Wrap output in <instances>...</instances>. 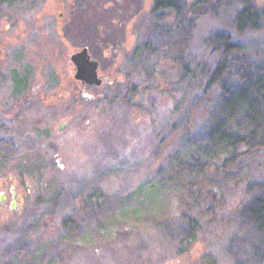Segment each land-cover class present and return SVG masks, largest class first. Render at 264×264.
<instances>
[{"label":"rangeland","instance_id":"rangeland-1","mask_svg":"<svg viewBox=\"0 0 264 264\" xmlns=\"http://www.w3.org/2000/svg\"><path fill=\"white\" fill-rule=\"evenodd\" d=\"M101 1L0 0V264H264V146L180 165L222 83L264 64V24L237 29L247 0ZM84 45L100 85L75 78Z\"/></svg>","mask_w":264,"mask_h":264},{"label":"trees","instance_id":"trees-1","mask_svg":"<svg viewBox=\"0 0 264 264\" xmlns=\"http://www.w3.org/2000/svg\"><path fill=\"white\" fill-rule=\"evenodd\" d=\"M178 1L154 0L153 10L159 7L163 14L167 9L175 12L179 7ZM201 2L198 0L197 5ZM235 24L239 31L261 28L264 24V5L257 0H247L236 14ZM239 74L241 81L230 77L222 83V95L210 114L204 134L191 136L185 149L186 155L180 160L181 167L204 171L207 163L218 162L222 158L220 161L225 168L217 162L212 165L216 164L225 172L243 153L241 148L246 150V155L248 150L257 151L264 146V64L254 63L249 71L243 69ZM248 207L254 221L264 230V183Z\"/></svg>","mask_w":264,"mask_h":264},{"label":"water","instance_id":"water-1","mask_svg":"<svg viewBox=\"0 0 264 264\" xmlns=\"http://www.w3.org/2000/svg\"><path fill=\"white\" fill-rule=\"evenodd\" d=\"M70 57L76 64L75 78L81 80L83 83L100 85L109 79L99 74V61L91 57L87 45L73 52ZM11 191L15 194L14 186L11 187ZM5 197L6 192L4 190L0 191V202H4ZM13 202L15 203L16 200L14 199ZM11 208H15V206L12 204Z\"/></svg>","mask_w":264,"mask_h":264},{"label":"flooded vegetation","instance_id":"flooded-vegetation-1","mask_svg":"<svg viewBox=\"0 0 264 264\" xmlns=\"http://www.w3.org/2000/svg\"><path fill=\"white\" fill-rule=\"evenodd\" d=\"M99 3L101 6V7L97 6L99 11L102 10V12H106L109 10L112 13L115 12L118 16H121V14H126V13H127V15H129L131 13L132 6H133L132 0H104L103 2L101 1ZM126 8H127V10H126ZM61 14H62V12L60 13V15ZM87 46H88L89 52L91 54V57L96 58L92 55L89 45H87ZM98 61H99V69H100L101 61L99 59H98ZM6 197H7V193H6ZM6 197H5V200H6ZM20 198H21V195L15 188V194H13V192L11 191V199H10L9 207L11 208V205L14 203L13 202L14 199L16 200L15 203H17V201L20 200Z\"/></svg>","mask_w":264,"mask_h":264}]
</instances>
